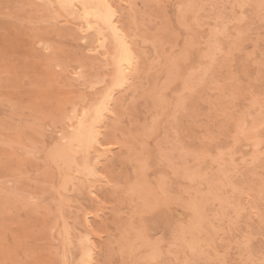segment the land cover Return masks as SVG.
<instances>
[{
  "label": "rangeland",
  "instance_id": "obj_1",
  "mask_svg": "<svg viewBox=\"0 0 264 264\" xmlns=\"http://www.w3.org/2000/svg\"><path fill=\"white\" fill-rule=\"evenodd\" d=\"M98 1L0 0V264H264V0Z\"/></svg>",
  "mask_w": 264,
  "mask_h": 264
},
{
  "label": "bare ground",
  "instance_id": "obj_2",
  "mask_svg": "<svg viewBox=\"0 0 264 264\" xmlns=\"http://www.w3.org/2000/svg\"><path fill=\"white\" fill-rule=\"evenodd\" d=\"M55 1H56V3H59V0H55ZM65 1H66V0H65ZM77 1H78V0H77ZM83 1H87V0H83ZM97 1H98V0H97ZM97 1H96V0H92V2H97ZM81 2H82V1H81ZM98 2H99V1H98ZM98 2H97V3H98ZM85 3H86V2H85ZM101 3H102V2H100V5H101ZM65 4H66V2H65ZM67 4H69V3L67 2ZM102 4H103V3H102ZM60 5H61V4H60ZM69 5H71V4H69ZM97 5L99 6V3H98ZM103 5H104V4H103ZM66 6H67V8H69V9H70V7H71V6L68 7V5H66ZM81 6H82V5H81ZM88 6H90V7L93 8V6L88 5V4L85 6V8L88 7ZM94 6H95V5H94ZM104 6L108 7V8H106V9H109V10H106V11H108L107 13H110V15H109V14H107V15L110 16V18H111V17L113 18V16L111 15L112 11H111V9L109 8L110 5L107 6V3H106ZM104 6H103V7H104ZM62 7H63V5H62ZM90 7H89V9H90ZM99 7H101L102 10L105 9V8H103L102 6H99ZM110 7H111V6H110ZM59 8H60V7H59ZM65 8H66V7H65ZM65 8H64V9H65ZM67 8H66V9H67ZM71 8H74V7H71ZM85 8H84V10H87V11H89V12H91V11L93 10L92 8H91L90 10H88V8H87V9H85ZM97 8H98V7H97ZM62 9H63V8H62ZM66 9H65V10H66ZM69 9H68V10H69ZM70 10H71V9H70ZM60 11L62 12L63 10H60ZM103 11H104V10H103ZM84 12H85V11H84ZM97 12H98V11H97ZM99 12L101 13V9L99 10ZM72 13H73V15H74V11H73ZM103 14H104V13H103ZM84 15L86 16V14H84ZM84 15H83V16H84ZM96 15H97V14H96ZM98 15H99V14H98ZM100 15H101V14H100ZM85 16H84V17H85ZM101 16H102V15H101ZM101 16H100V17H101ZM103 16H104V15H103ZM89 17H90V15L88 16L87 19H89ZM100 17H98V20L100 19ZM104 18H105V16H104ZM104 18L102 17L101 19H104ZM110 18H109V19H110ZM112 18H111V19H112ZM101 19H100V20H101ZM109 19H108V21H109ZM89 20H90V19H89ZM91 20H93V19H91ZM96 20H97V18H96ZM100 20H99V21H100ZM87 21H88V20H87ZM110 21H113V20H110ZM89 22H90V21H89ZM102 22H103V21H102ZM91 23H92V22H91ZM95 23H96V22H95ZM95 23H94V24H95ZM100 23H101V21H100ZM100 23H99V24H100ZM110 23H111V22H110ZM114 23H115V22H114ZM88 24H90V23H88ZM97 24H98V23H97ZM99 24H98V25H99ZM102 24H103V23H102ZM102 24H101V26H102ZM107 24H108V23H107ZM95 25H96V24H95ZM110 25H113V23H111ZM114 25H115V24H114ZM101 26H100V27H101ZM103 26H104V24H103ZM103 26H102V28H104V29L106 30V29H107L106 26H104V27H103ZM100 27H99V28H100ZM108 27H109V25H108ZM111 27H112V26H111ZM109 28H110V27H109ZM113 28H114V26H113L112 28H110V29L113 30ZM118 28H119V27H118ZM100 29H101V28H100ZM101 30H102V29H101ZM107 30L109 31V29H107ZM99 31H100V30H99ZM99 31H98V32H99ZM113 31L116 32L117 30L115 31V29H114ZM119 31H120V30H119ZM118 33H119V32L116 33V38H118V37H117V34H118ZM114 34H115V33H114ZM114 34H113V35H114ZM119 35H120V34H119ZM120 36H123V35H120ZM122 38H124V37H122ZM110 39H111V38H110ZM118 39L120 40L121 37H119ZM111 40H112V39H111ZM121 40L123 41V39H121ZM122 41H120V42H122ZM120 42L118 43V46H119ZM125 42H126V41H125ZM112 43H113V41H112ZM123 43H124V42H122V45H123ZM113 44H114V43H113ZM116 44H117V42H116ZM120 45H121V44H120ZM122 45L119 46V48L122 47ZM112 46L114 47V45H112ZM123 46H127V48H128V45H123ZM121 49H122V48H121ZM123 49H124V48H123ZM114 50H115V49H114ZM126 50H127V49H126ZM129 50H130V49H129ZM129 50H128V51H129ZM121 51H122V50H121ZM115 53H116V52H115ZM129 53H130V51H129ZM120 54H121V53H120ZM121 55H122V54H121ZM129 55H132V53L129 54ZM129 55H128V58L130 59V57H132V56L129 57ZM114 57H115L116 59H118L119 56L116 57V54H115V55L113 56V58H114ZM115 58H114L113 61H115ZM122 58H125V57H122ZM131 59H132V58H131ZM121 60H123V59H121ZM132 61H134V60L132 59ZM116 62H117V60H116ZM119 63H120V62L118 61L117 65H118ZM128 63H129V62H128ZM120 64H122V63H120ZM129 65H130V64H129ZM131 65H132V63H131ZM118 66H119V65H118ZM118 66H117V68H118ZM125 66H126V65H125ZM113 67H114V66H113ZM129 67H130V66H129ZM121 68H123V65L121 66ZM131 68H134V65H133V67H131ZM114 69H115V68H114ZM126 69H127V67H126ZM121 70H122V69H121ZM115 71H116V69H115ZM115 71H114V72H115ZM125 71H126V70H125ZM117 72H118V70H117ZM119 72H120V71H119ZM122 72H124V71H121V73H122ZM127 72L129 73L128 70H127ZM127 72H126V76L128 75ZM115 73H116V72H115ZM116 74H117V73H116ZM124 75H125V74H124ZM113 76H114V75H113ZM126 76H125V80H123L122 82L126 81ZM127 77H128V76H127ZM113 78H114V77H113ZM123 79H124V77H123ZM127 81H128V78H127ZM123 84H124V83H123ZM29 95H30V94H29ZM106 102H108V101H106ZM104 103H105V102H104ZM104 103H103V104H104ZM101 104H102V103H101ZM103 104H102V106H103ZM105 104H108V103H105ZM105 104H104V105H105ZM102 106H101V107H102ZM101 107H100L99 109L96 108L97 111L100 112V109H101V112H102V110L104 109V108H103L104 106L102 107L103 109H102ZM105 107H106V106H105ZM107 107H108V106H107ZM105 109H106V108H105ZM94 111H95V110H94ZM97 111H96V112H97ZM104 111H105V110H104ZM106 111H107V110H106ZM99 112H97V113H99ZM93 113H94V112H93ZM99 114H100V113H99ZM102 114H105V112L102 113ZM94 115H95V113H94ZM94 115H92V117H93V118H97V120H98L99 116H103V115H98V114H97L98 117H94ZM86 116L88 117V115H86ZM89 116H90V115H89ZM95 116H96V115H95ZM90 117H91V116H90ZM92 117H91V118H92ZM91 118H90V119H91ZM93 118H92V122H91V123H93V122L95 121V119H93ZM85 120H86V119H85ZM85 120H84V122H85ZM97 120H96V121H97ZM99 120H100V118H99ZM82 121H83V120H82ZM87 121H88V119H87ZM96 121H95L94 124H96V123L98 122V121H97V122H96ZM88 122H89V123H88L89 126L92 125V124H90V121H88ZM85 123H86V122H85ZM78 124H79V123H78ZM83 124H84V123L82 122V126H84ZM94 124H93V125H94ZM85 125H86V124H85ZM93 125H92V127H93ZM80 126H81V125H80ZM78 127H79V125H78ZM85 128H88V127H85ZM93 128H94V127H93ZM88 129H89V128H88ZM77 130H78V129H77ZM77 130H76V131H77ZM79 130H80V127H79ZM79 130H78V131H79ZM89 130H92V129H89ZM76 131H75V132H76ZM83 131H84V130H83ZM92 131H93V130H92ZM92 131H91V132H92ZM79 132H80V131H79ZM89 132H90V131H89ZM94 132H95V131H94ZM76 134H77V132H76ZM79 134H81V133H79ZM92 134H93V133H92ZM95 134H97V133H95ZM73 135H75V134H72V136H73ZM77 135H78V134H77ZM81 135L84 136V134H81ZM82 136H79V138H80V140L84 141V139H81ZM96 136H97V135H96ZM93 137H94V136H93ZM75 138H76V137H75ZM75 138H74V139H75ZM82 138H84V137H82ZM91 138H92V136H90V139H91ZM96 138H98V137H96ZM86 139H87V138H86ZM87 140H88V139H87ZM93 140H94V138L91 139L92 143L95 141V140H94V141H93ZM70 141H71V140H70ZM76 141H77V140H76ZM91 141H90L89 144H91ZM79 142H80V141H79ZM79 142H78V143H79ZM86 142H87V141H86ZM72 143H73V142H72ZM74 143H75V141H74ZM94 143H95V142H94ZM82 144H83V143H82ZM78 145H79V144H78ZM78 145H77V146H78ZM80 145H81V144H80ZM91 145H92V144H91ZM70 146H71V145H70ZM71 147H72V146H71ZM82 147H84V146H82ZM82 147H81V148H82ZM85 147H86V145H85ZM87 147H88V146H87ZM79 148H80V146H79ZM100 149H101V148H100ZM101 176H102V175H101ZM95 248H96V247H95Z\"/></svg>",
  "mask_w": 264,
  "mask_h": 264
}]
</instances>
